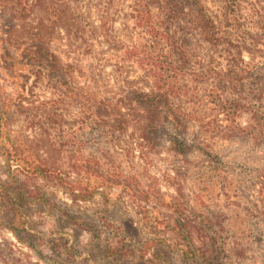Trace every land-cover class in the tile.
<instances>
[{
    "label": "trees",
    "instance_id": "trees-1",
    "mask_svg": "<svg viewBox=\"0 0 264 264\" xmlns=\"http://www.w3.org/2000/svg\"><path fill=\"white\" fill-rule=\"evenodd\" d=\"M113 4L0 0V18L8 20L0 38V69L12 70L19 86L13 98L0 102V126L22 116L41 124L51 139L48 160L29 159L11 143L27 179H52L72 199H88L96 187L77 182L73 167L90 173L95 165L105 172L107 144L124 135L137 134L134 144L128 142L131 150L164 146L181 160L174 168L178 176L205 166L228 172L235 161L221 156L223 140L237 144L243 137L255 152L263 149L264 0H131L128 32L133 38L127 40L113 36ZM107 45L113 52H106ZM105 65L112 66L114 87L104 82ZM35 89L47 97L42 111L32 113L30 105L38 101ZM241 114H247L245 124ZM104 172L98 175L100 183L107 180ZM254 178L259 180L260 173ZM19 209L12 207L10 221L16 235L19 228L24 231L19 219H25V212ZM200 216L190 226L184 219L175 221L189 239L178 253L193 264H211L205 259L216 249L206 230L216 233L217 222Z\"/></svg>",
    "mask_w": 264,
    "mask_h": 264
},
{
    "label": "rangeland",
    "instance_id": "rangeland-1",
    "mask_svg": "<svg viewBox=\"0 0 264 264\" xmlns=\"http://www.w3.org/2000/svg\"><path fill=\"white\" fill-rule=\"evenodd\" d=\"M130 1L114 0L112 5L109 17L114 19L115 39L133 38L128 32ZM90 12L97 21L99 14L93 6ZM7 23L0 18V38L6 35L3 29ZM3 44L0 39V47ZM104 48L113 52L109 45ZM105 69L104 82L114 87L109 76L112 66ZM13 75L8 68L0 69V102H7L19 90ZM30 95L28 90L27 97ZM45 97L47 93L40 90L36 92L38 101L30 105L25 100L23 104L36 113L42 111ZM239 119L245 124L247 114ZM136 136L124 135L107 144L110 158L105 172L95 165L91 174L73 167L77 182L96 188L88 199H72L52 179H27L24 164L9 149L12 143L29 159H51L46 129L22 116L0 126V264H193L178 253L180 247H187L189 239L180 234L175 221L184 219L190 226L202 214L217 222L216 233L206 230L216 249L205 259L207 262L264 264V147L255 152L245 144L246 138L239 137L237 144L223 140L221 156L235 161L228 172L205 166L187 168L178 176L174 168L181 160L172 157L164 146L145 147L142 152L138 147L129 149L128 142L133 143ZM103 172L107 180L100 183L98 175ZM108 173L112 174L108 177ZM259 173L263 183L254 178ZM14 190L23 199L17 200ZM199 190L204 199L201 204ZM12 207L25 212V219H19L24 231L19 228L17 235L10 228Z\"/></svg>",
    "mask_w": 264,
    "mask_h": 264
}]
</instances>
